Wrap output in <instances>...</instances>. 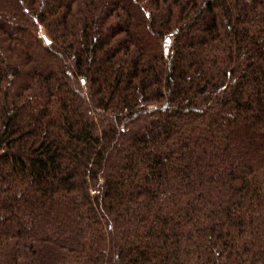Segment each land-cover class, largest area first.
I'll list each match as a JSON object with an SVG mask.
<instances>
[{
  "label": "trees",
  "instance_id": "1",
  "mask_svg": "<svg viewBox=\"0 0 264 264\" xmlns=\"http://www.w3.org/2000/svg\"><path fill=\"white\" fill-rule=\"evenodd\" d=\"M0 264H264V0H0Z\"/></svg>",
  "mask_w": 264,
  "mask_h": 264
}]
</instances>
